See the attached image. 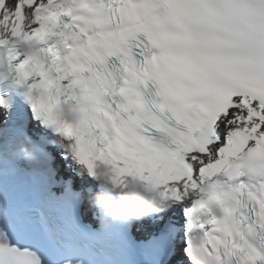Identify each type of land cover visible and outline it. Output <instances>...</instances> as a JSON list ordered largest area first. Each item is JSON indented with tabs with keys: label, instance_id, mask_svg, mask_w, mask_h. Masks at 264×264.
<instances>
[{
	"label": "snow or ice",
	"instance_id": "snow-or-ice-1",
	"mask_svg": "<svg viewBox=\"0 0 264 264\" xmlns=\"http://www.w3.org/2000/svg\"><path fill=\"white\" fill-rule=\"evenodd\" d=\"M0 72L90 176L103 162L114 185L159 191L152 213L181 209L160 233L176 264H264V0H0ZM0 106L2 221L12 177L32 172L8 163L24 136ZM70 194L45 190L39 222L81 256L62 264H85ZM0 264L44 258L0 223Z\"/></svg>",
	"mask_w": 264,
	"mask_h": 264
},
{
	"label": "clouds",
	"instance_id": "clouds-1",
	"mask_svg": "<svg viewBox=\"0 0 264 264\" xmlns=\"http://www.w3.org/2000/svg\"><path fill=\"white\" fill-rule=\"evenodd\" d=\"M68 115L74 116L71 104L64 105ZM17 156L29 163L39 156L36 145L30 136L18 140ZM98 188L89 193L90 206L96 209L100 222L107 227L116 221L142 216L145 213L160 208V193L158 190H146L145 183L138 177L129 176L127 179L128 191L125 186H116L112 183L111 173L107 169H100L98 176H91Z\"/></svg>",
	"mask_w": 264,
	"mask_h": 264
}]
</instances>
